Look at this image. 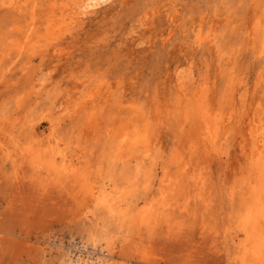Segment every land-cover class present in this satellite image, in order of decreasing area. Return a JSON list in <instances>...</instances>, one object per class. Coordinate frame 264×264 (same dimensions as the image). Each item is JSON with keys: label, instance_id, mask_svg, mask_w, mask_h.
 I'll use <instances>...</instances> for the list:
<instances>
[{"label": "rangeland", "instance_id": "374dc122", "mask_svg": "<svg viewBox=\"0 0 264 264\" xmlns=\"http://www.w3.org/2000/svg\"><path fill=\"white\" fill-rule=\"evenodd\" d=\"M262 13L264 0H106L75 34L28 48L25 22L0 4V264H203L212 254V264H250L251 231L241 226L258 210L249 188L264 187V56L253 29ZM145 14L150 33L137 28ZM189 58L195 85L208 89L207 124L185 120L190 94L178 98L168 82V72ZM82 79L110 88L81 104L74 90ZM119 103L138 106L135 119ZM96 106L109 112L103 124L88 118ZM231 109L235 119H227ZM134 120L149 122L153 142L129 186L115 156L127 150L119 137ZM212 134L220 140L214 146ZM37 154L51 155L54 167L38 172ZM180 166L189 173L176 186L181 196L194 178L199 189L193 209L170 210L159 221L161 233L189 231L173 248L140 225ZM120 194L123 217L111 220L100 200Z\"/></svg>", "mask_w": 264, "mask_h": 264}, {"label": "bare ground", "instance_id": "6f19581e", "mask_svg": "<svg viewBox=\"0 0 264 264\" xmlns=\"http://www.w3.org/2000/svg\"><path fill=\"white\" fill-rule=\"evenodd\" d=\"M104 1H106V0H0V4L1 5H7L9 8L14 10L19 15V18L21 17L20 21L25 22L24 27H26V29H25L24 33H25L26 38H27L26 42H27L28 48H32V47H37L38 48L40 46H48V45L54 44L60 39H63L65 37L69 36V35L75 34L79 29L82 28L83 24L86 21V18H88L91 14H94L95 12H97L99 10V6ZM148 19H149V15H147V14H145V16H143V17L138 18V20H137V28H138V30L141 33H150L152 31V26L150 25V22H148ZM258 20H259V18H258ZM255 21H256V19H255ZM27 22H29V24ZM253 29L260 31V34H259L260 41H259L258 54L264 56V16L260 19L259 22L256 23V25H255V27ZM155 32H157V31H155ZM257 37H258V35H257ZM152 40H151L150 36H146V40L145 41L151 42ZM200 40H201V38H199L197 40V42L199 43ZM145 41L144 40H140L139 43H144ZM206 41H208V40H206ZM42 49H43V47H42ZM37 50H39V49H37ZM47 50H48V48H47ZM33 54H35V53H33ZM190 60H191V58H189L187 61L183 60V61H181V63L178 62V64H176L170 70V72H168L169 73L168 77H167L169 79L168 82H169L170 86L178 94V98H179V96H181V97L187 96L188 92L190 94V100L187 102L186 109H185V112H186L185 113V120L187 122H189L192 119H195L196 121L201 119V120H203L202 121L203 123L207 124V122L209 120L208 119L209 115L211 114V108H210V105H209V100L207 98L208 97L207 96L208 89H207L206 83L204 81L201 84H199L198 86L195 85V83H196V81H195L196 73H195L194 64ZM44 79H45L44 77H41V80H44ZM104 87L106 88V90L108 88H110V87H108V84L106 82L101 83V84L94 83L93 85H90V80L82 79V80H80V81H78L76 83L74 91H76V93L78 94L77 96H79V98L81 99L80 103L81 104H86L85 102H87V103L93 102L94 100L93 101H88V100L92 99L93 96H95L98 91H101V89H104ZM111 95H113V93H111ZM77 103H78V101H77ZM77 103H75V104H77ZM85 108H89V106H87ZM97 108H98L99 111L90 112L88 114V118L90 120L92 118V122L94 124L98 125V122H101V124H103V123H105L108 120L109 112H106V113L103 114V113H100V110L102 108L96 106V109ZM117 108L120 111L122 109L126 110L127 116L131 120L133 118L135 119V117L137 116L138 106L129 105V104L126 105V104L119 103V104H117ZM233 109H231V111L228 112L227 119H232V118L235 117V115L237 116V114H234L236 112L235 111L233 112ZM75 111H76V108H75V106L72 105L71 107H69L67 109L66 114L71 116L73 114V112H75ZM144 119H145V117H144ZM252 120L254 121L256 119L254 118ZM146 121H147V119H146ZM146 121H141L140 122L139 120H134L131 123V128L130 129H124V131H122L123 132L122 135L119 137L120 138L119 142L121 144H123V146L126 147L127 150L124 149L125 151H122L123 152L122 155L119 154V156H117L115 154L116 155L115 157H116V159H118L117 161H119L121 159L119 161V163L122 165L123 170H124V171H122V174H123L122 182L125 183V184L128 183L129 186L133 185L134 179H138L139 171L141 172V170H140V166L142 164L141 160L146 158L147 156H149L148 152L150 151L151 143L153 142V136L149 132V130H150L149 127H148L149 126L148 125L149 122L147 123ZM139 123H140V125H139ZM110 130H112V129H110ZM249 131H250L249 135L252 134L251 130H249ZM112 136H114V135H112ZM115 137H116V135H115ZM210 137H211V140L209 141V144L211 146L216 145L217 141H220L219 138H216L214 134H212ZM263 141H264V139H263ZM115 147H116V144H115ZM39 148H40V146H39ZM37 149L34 150V151L38 152ZM255 149L258 152H260L261 151L260 145L259 146L257 145V147ZM113 153H114V151H113ZM132 154L133 155L134 154L139 155V156L135 157V159H136L135 170L136 171L134 173L132 171L129 172L127 170L128 168L127 169L125 168V167H127L126 165L129 163V159H131V155ZM109 155H111V154H109ZM49 156L50 157L47 160H43V159L41 160L40 155H38L37 160L33 157L36 160V161H33V164H32L33 168L34 167H38L37 171L41 173L42 169H44V168L47 170V169H50V168L54 167V164H55L54 163L55 162L54 158L51 157V155H49ZM126 156H128V157H126ZM24 157H26V156H24ZM27 157H28V155H27ZM24 161H26V160H24ZM110 161H112V160H110ZM263 161H262V164H264ZM39 166H42V167L39 168ZM109 167H110V165H109ZM119 167H116V168H119ZM178 170H180V171L174 177V178H176V180L174 181V183H171L170 188L167 189L166 186H168V185L165 184L166 185L165 189L163 188V190H161L160 201L157 204L158 206L156 208V212H155L154 216H152L153 213H151V214L149 213L144 218L143 223H141V225H140V227L141 226H143V228L145 227L146 231L149 234H154L156 232L157 236H159V238H161V240H162V238L167 239L169 241V243H171V245L174 244V245H172V247L175 246L177 243H181V244L184 245L186 243L185 240H186V238H187V236L189 234V231H168L166 233H161L160 231L164 232V230H160L161 227L159 226V221L160 220L161 221L164 220L163 218L165 216V213L169 212L170 210L176 211L178 209L179 210L181 209V210H183V212L188 213L189 209H190L189 206L190 205L192 206V201L190 199H192V197H194L193 200H195V202L197 201V199H198L197 197L198 196L196 195V197H195L194 194H196V192L199 189L198 180H197V178H194V179H192L190 184H188L189 182L187 183L186 189H184V187H183V192H184L183 194L184 195L181 196V194H182L181 192L182 191L180 192L178 187L176 189V186H178L180 184V182H181V179H182V178H180L181 175H184V177L187 178L189 173H187L185 171L186 169H183L181 166L179 167ZM262 172L264 174V169L262 170ZM115 173H116V171H115ZM67 174H68V172H67ZM117 175L118 174H116V176ZM119 176L120 175H118V177ZM162 177H164V176H162ZM262 178H264V177L262 176ZM190 180H191V178H190ZM182 182H185V181H182ZM18 183H19V181H18ZM149 186H150V184H149ZM188 186H189V189L187 188ZM162 187H163V184H162ZM249 190H250V193L252 192V196H253V199H254L253 204L258 208V210H257L256 207H255V209L258 212L254 210L256 213L250 215L248 217V219H245L243 221L241 227H242V230L245 231V232L251 231V232L248 233V238L250 240H248V238L246 240H248L250 242V244H251V249H250L251 254L250 255H251L252 261L254 260V264H264V187H262V188L261 187L260 188L250 187ZM122 193H124V192L121 191V194ZM63 194H64V192H63ZM121 194L118 195V196L104 197L103 199L101 198L102 200H100V206L104 209V211L106 213V216L109 219H111V220L112 219L119 220V219H121L123 217L121 213L124 210L123 211L122 210L119 211L118 208H117L119 205L116 206V204L119 203V200L121 198ZM180 196L182 197L183 202L188 201V202L184 203L186 205L184 207H180V205H178L179 204L178 203V198ZM125 198H126V196H125ZM200 198H201V200L203 202L205 200H207L206 197L204 198V197L201 196ZM179 199L181 200V198H179ZM201 200L198 203L202 202ZM121 201L122 200H120V202ZM209 201H210V199H209ZM195 204H194V206H195ZM101 209H100V211H101ZM192 209H193V206H192ZM102 214H103V212H102ZM192 215L193 214H191V216ZM96 218H97V215L93 219H96ZM163 222H166V221H163ZM157 231H159L160 233H157ZM156 234H154L155 237H157ZM177 245L180 247L179 244H177ZM173 248H171V249H173ZM181 248H183V247H181ZM181 248H179V249H181ZM180 251H183V250H180ZM180 254L182 256V253H180ZM205 257H206V255H205ZM207 257H209V256H207ZM212 257H209V258H206V259L203 258V259H205L204 261H206L203 264H209V263L212 264V263H214L215 262L214 260H216V259L214 258L215 256H213V254H212ZM86 259L87 260H80V259L78 260L77 259V261L73 262L72 264H101V263H99V261H96V260L94 261V260H91V259L89 260V258H86ZM98 260H99V258H98ZM100 261H101V259H100ZM252 261H250V264H251ZM67 264H69V263H67ZM104 264H105V262H104ZM106 264H107V262H106ZM201 264H202V260H201Z\"/></svg>", "mask_w": 264, "mask_h": 264}]
</instances>
